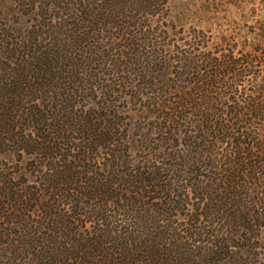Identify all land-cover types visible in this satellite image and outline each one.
Returning <instances> with one entry per match:
<instances>
[{
	"label": "trees",
	"instance_id": "obj_1",
	"mask_svg": "<svg viewBox=\"0 0 264 264\" xmlns=\"http://www.w3.org/2000/svg\"><path fill=\"white\" fill-rule=\"evenodd\" d=\"M195 6L0 0V264H264V0Z\"/></svg>",
	"mask_w": 264,
	"mask_h": 264
},
{
	"label": "rangeland",
	"instance_id": "obj_2",
	"mask_svg": "<svg viewBox=\"0 0 264 264\" xmlns=\"http://www.w3.org/2000/svg\"><path fill=\"white\" fill-rule=\"evenodd\" d=\"M225 1H229V2H231V0H225ZM205 2V0H176V4H178V5H183V4H195L196 6L195 7H192L193 8V10H197V9H199L201 6H202V3H204ZM234 2V1H233ZM227 6V5H226ZM230 6V5H229ZM249 8H250V6H248V10H249ZM229 10H230V13H228V15H227V18H230V19H238L239 18V16L237 15L238 14V10H236L233 6H230L229 7ZM223 16H225V15H221V17H223ZM238 17V18H237ZM239 20V19H238ZM222 22H225L224 20L222 21L221 20V23ZM186 24V23H185ZM198 24V21L197 20H193V22H190V23H188V24H186L187 26V29L190 27V25H197ZM210 26V24L209 23H203V28H208ZM214 28H218L217 26H214ZM214 32L215 33H217L218 31H217V29H215L214 30Z\"/></svg>",
	"mask_w": 264,
	"mask_h": 264
}]
</instances>
